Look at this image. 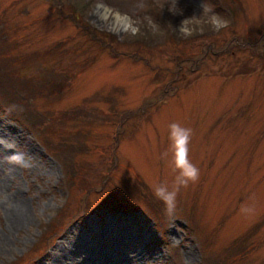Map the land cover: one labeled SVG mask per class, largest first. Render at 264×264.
Masks as SVG:
<instances>
[{"label":"rangeland","instance_id":"1","mask_svg":"<svg viewBox=\"0 0 264 264\" xmlns=\"http://www.w3.org/2000/svg\"><path fill=\"white\" fill-rule=\"evenodd\" d=\"M204 2L0 0V264H264V0L180 36ZM174 122L199 179L169 214Z\"/></svg>","mask_w":264,"mask_h":264},{"label":"clouds","instance_id":"2","mask_svg":"<svg viewBox=\"0 0 264 264\" xmlns=\"http://www.w3.org/2000/svg\"><path fill=\"white\" fill-rule=\"evenodd\" d=\"M138 8L144 7L143 3L137 5ZM202 11L199 15L193 14L185 17L180 21V24L175 27V30L180 36L187 38L192 35L193 25L201 22V18L206 16L207 23L217 32L228 26L229 21L223 18L220 14L214 12L210 5L204 3L200 5ZM167 10L172 15L183 16V9L179 7V0H168ZM149 23L152 21L149 19ZM115 30L124 32L136 36L140 29L136 22L128 16L126 13L119 14L118 23L115 25ZM169 140L170 148L172 152V165L173 170H178V175L175 177L174 186L172 190H169L166 184H159L154 187L155 196L163 201L166 206V211L171 214L176 207V196L180 186H187L188 183L195 182L199 179V169L189 160L188 145L190 143L192 130L181 126L179 123H171L169 125ZM168 153L165 152L164 156ZM12 160L20 162L23 160L22 154H15L11 157ZM242 211L251 212V208L243 207Z\"/></svg>","mask_w":264,"mask_h":264},{"label":"trees","instance_id":"3","mask_svg":"<svg viewBox=\"0 0 264 264\" xmlns=\"http://www.w3.org/2000/svg\"><path fill=\"white\" fill-rule=\"evenodd\" d=\"M0 62H1V59H0ZM4 74H5V77H6V79L8 78V76H9V73L8 72H4ZM0 83H2V84H5V82H4V79L3 78H1L0 77ZM7 83V82H6ZM0 95L2 96L3 95V92L0 90ZM17 101H18V99H14V102H15V106H19V104L17 103Z\"/></svg>","mask_w":264,"mask_h":264},{"label":"bare ground","instance_id":"4","mask_svg":"<svg viewBox=\"0 0 264 264\" xmlns=\"http://www.w3.org/2000/svg\"><path fill=\"white\" fill-rule=\"evenodd\" d=\"M119 19V17L117 16V15H114V20H118ZM20 214V218H23V219H25V215H24V213L22 212V210H20V212H19ZM20 221V219H18V222Z\"/></svg>","mask_w":264,"mask_h":264}]
</instances>
